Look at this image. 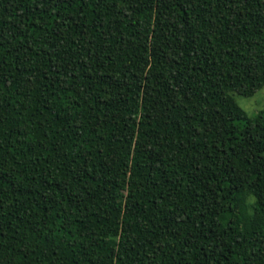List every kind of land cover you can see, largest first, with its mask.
<instances>
[{"label": "trees", "instance_id": "obj_1", "mask_svg": "<svg viewBox=\"0 0 264 264\" xmlns=\"http://www.w3.org/2000/svg\"><path fill=\"white\" fill-rule=\"evenodd\" d=\"M264 0H0V264H264Z\"/></svg>", "mask_w": 264, "mask_h": 264}, {"label": "rangeland", "instance_id": "obj_2", "mask_svg": "<svg viewBox=\"0 0 264 264\" xmlns=\"http://www.w3.org/2000/svg\"><path fill=\"white\" fill-rule=\"evenodd\" d=\"M235 99L250 117H253L264 110V88L252 98H245L237 95L235 96Z\"/></svg>", "mask_w": 264, "mask_h": 264}]
</instances>
